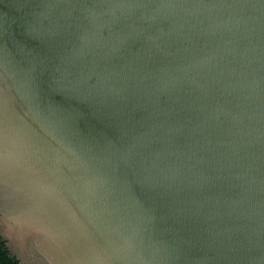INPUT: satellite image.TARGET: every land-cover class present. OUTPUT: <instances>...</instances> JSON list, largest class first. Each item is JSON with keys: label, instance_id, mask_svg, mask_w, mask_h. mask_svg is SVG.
Masks as SVG:
<instances>
[{"label": "water", "instance_id": "water-1", "mask_svg": "<svg viewBox=\"0 0 264 264\" xmlns=\"http://www.w3.org/2000/svg\"><path fill=\"white\" fill-rule=\"evenodd\" d=\"M0 243L264 264V0H0Z\"/></svg>", "mask_w": 264, "mask_h": 264}, {"label": "trees", "instance_id": "trees-1", "mask_svg": "<svg viewBox=\"0 0 264 264\" xmlns=\"http://www.w3.org/2000/svg\"><path fill=\"white\" fill-rule=\"evenodd\" d=\"M0 264H18V261L0 243Z\"/></svg>", "mask_w": 264, "mask_h": 264}]
</instances>
